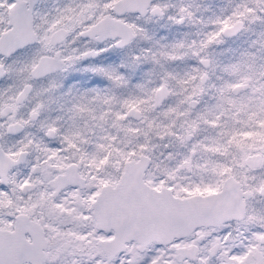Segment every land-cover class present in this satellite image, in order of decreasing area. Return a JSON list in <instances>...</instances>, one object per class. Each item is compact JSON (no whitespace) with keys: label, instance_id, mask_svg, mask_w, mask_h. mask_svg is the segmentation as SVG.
<instances>
[{"label":"snow or ice","instance_id":"1","mask_svg":"<svg viewBox=\"0 0 264 264\" xmlns=\"http://www.w3.org/2000/svg\"><path fill=\"white\" fill-rule=\"evenodd\" d=\"M0 264H264V0H0Z\"/></svg>","mask_w":264,"mask_h":264}]
</instances>
